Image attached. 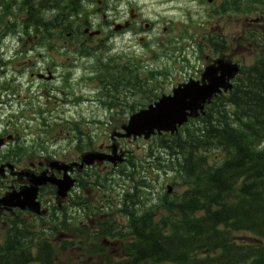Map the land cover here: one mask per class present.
Returning <instances> with one entry per match:
<instances>
[{
	"label": "trees",
	"instance_id": "trees-1",
	"mask_svg": "<svg viewBox=\"0 0 264 264\" xmlns=\"http://www.w3.org/2000/svg\"><path fill=\"white\" fill-rule=\"evenodd\" d=\"M263 138L264 55L243 71L227 98L206 111L201 127L162 139L163 147L178 150L179 172L191 187L179 206L182 219L162 222L170 234L162 235L156 224L149 233L145 223L136 225L144 247L139 254L176 264H264L261 241L231 240L232 232L249 231L264 241V148H258ZM214 152L221 156L210 163ZM146 224L152 229L150 220ZM200 251L206 255L200 257ZM6 260L15 257L0 264Z\"/></svg>",
	"mask_w": 264,
	"mask_h": 264
},
{
	"label": "rangeland",
	"instance_id": "rangeland-1",
	"mask_svg": "<svg viewBox=\"0 0 264 264\" xmlns=\"http://www.w3.org/2000/svg\"><path fill=\"white\" fill-rule=\"evenodd\" d=\"M219 1L220 0H216L214 3L209 4L202 0H120L119 2H117V0H93L88 3L87 6L88 9L94 13L90 14V16L93 17L92 19L94 23L101 21V12L104 9L110 8L111 5H117L118 8L120 7V11L122 12L126 11V9L129 8V5H138V7L143 11V14H146L150 19H152L155 24V28L146 32L145 36L148 37L146 41L141 42L139 40V35H131L130 38L118 39L115 42V47L113 43L111 44L108 41L105 42L109 43V49L107 50L109 55L111 54L112 47H114L112 53H120L119 55H123V57L126 56L136 60L142 59L143 64L157 65L158 67L163 66L164 68L167 65L169 67H173L170 68L171 72L169 76L167 78H163L162 88L160 89V91L162 90L168 92L172 84L186 80L190 75H193L194 69L183 68L182 66L184 65L181 63L180 57L172 61L167 60L162 57V55H160V57H155L154 50L158 47L157 42H162L169 39L172 35H178V33H186L185 42L188 43L189 39L193 36V34L195 35L196 31L200 35H204L208 31H216L220 34H224L226 37L231 33H238L241 25L247 23V21L242 23L243 21L241 18L252 17L249 16V14H234V12L233 14L231 13L226 15L223 18L219 15L213 16L212 11L216 9ZM6 3L9 4L8 12L18 11L15 4H13V0H7ZM0 10L1 13L5 11L4 6ZM24 14L25 12H23L21 16L23 17ZM85 18L86 17H82L81 20ZM237 19H240V21H237ZM3 25L5 24L2 23L1 26ZM164 27H167V29L165 30ZM262 27L263 29H261V31L264 33V25ZM21 37V35L14 33L12 30L6 31L0 27L1 56L13 59V62L8 67L0 69V87H8L6 85V80H8L13 88V90H8L9 94L11 91H15L14 96L10 94L8 97V99L14 98V100H10L6 104L0 103V121H2L4 125L6 121H9V124L11 123L9 127L11 128L13 127V122L16 121L17 129L26 128V121L24 118L20 117L17 120V116L10 115H18L22 104L25 101H29V99H31L35 104H42L43 107H46V104L50 105L52 102V106L57 107L55 112L59 113V110L63 108L65 111L62 112L61 115H66L68 117L72 114L76 115L79 108L84 109L83 115L85 117L91 116V111L94 109H100L101 106L99 101L96 100V96L107 90L103 87L101 79L97 78L100 63L96 62L95 57L93 56L78 58L79 67L74 70L73 84L69 85L70 89L81 95L79 98L82 99V101L78 104L62 101L55 103L54 99H48L50 87L59 86L61 84L62 79L60 77L54 84L50 83L47 86L38 81L29 85L27 83V78L21 76V73L20 76L17 73L18 65H21V62L24 59L31 58L34 59V61H36V63L40 66L48 62L58 63L57 73L59 74L66 69L61 67V63L59 62L60 59L67 61L69 58L77 55L72 44H74L78 38L71 37L66 39L55 37L53 39H37L33 36L28 37L26 35H24L22 39ZM186 49V57L191 59V63L193 65H196L199 60L198 57H200L198 50H196V47L192 45H188ZM209 52L210 48H206L202 53ZM231 53H235V55L238 54V57H240L246 65L253 63L257 57L256 53L251 51V47L248 45H245L239 52L234 49ZM25 64L29 63L25 62ZM199 64L200 63H198V65ZM17 76H19V79ZM51 95L59 98L60 100L63 97V94L60 91H54ZM110 96L111 94H109V96L107 95L106 100H110ZM140 98L141 97L138 95L134 97V100L137 101ZM114 110L118 111V107L114 106ZM93 115L97 118L98 116L103 117L102 115L107 116L108 113L100 110ZM116 116L122 118L123 114L119 113V115ZM54 117H57L55 113ZM89 119L91 118L89 117ZM33 126L34 123L31 124V127ZM191 127H193V123L191 124ZM104 128H106L105 131ZM115 128L117 127L114 123L105 126L104 124L91 122V124L84 126L85 131L92 129L95 134L99 135L100 139H103L104 134L109 136V133ZM135 141L136 142L130 146L132 151H134L140 159L142 158V155H147L146 158H143L145 160L143 161V168L141 169L140 175L147 178L151 184V186H148L147 189H143L142 193L146 194V192L149 191L154 193L150 202L157 203L160 200L159 196L164 195L168 190V187H170V195L177 198L180 193L185 191L187 185V182L185 181L186 179L179 176L178 168L174 169V163H172L169 159L164 160V167H159L160 169L156 168V155H159L164 159L166 157L165 152L157 151V154H154L155 157H149V153L146 152V150L149 148L148 145L150 143H155V140L148 142L144 140ZM176 176H178V178ZM145 194L143 196L144 198ZM138 197L142 198L141 194H138ZM234 237L235 240L240 243L251 242L250 234L244 231L236 232ZM75 256V253H68L64 254L63 258L65 260L69 257L70 260ZM160 264L173 263L165 262Z\"/></svg>",
	"mask_w": 264,
	"mask_h": 264
},
{
	"label": "flooded vegetation",
	"instance_id": "flooded-vegetation-1",
	"mask_svg": "<svg viewBox=\"0 0 264 264\" xmlns=\"http://www.w3.org/2000/svg\"><path fill=\"white\" fill-rule=\"evenodd\" d=\"M128 17L129 18L124 20V22H126L128 25V29L136 30L137 21L141 23L143 20L138 16L137 13L134 12L132 8H130L128 12ZM113 21H115V19H113L110 24H112ZM263 22L264 19L259 18V22L251 23V27L254 25H260ZM146 23V21H143L142 27L145 28ZM243 32L244 30L242 29L240 35L241 38L243 37ZM233 46L236 47L237 51L241 50L243 47L242 45H234V43H231L228 46L227 43L225 44L221 42V52H219V55L205 54L200 68L194 74L196 79H198L201 75V68H204L210 64H214L218 56L226 57L232 61L239 62V60L232 54H228L227 52L222 53V51H225L226 48H230V50H232ZM95 140L96 138L91 135L78 134L75 140L68 139L55 151H51L47 145L40 143L34 150L31 148L22 150L21 153L17 154L11 161H2L0 164L4 165L5 167L3 168V173L0 177V198H2L11 190L20 191L25 186L32 185L36 179V175H39L42 172H46L45 174H54L57 177H61L63 175V171L57 169L56 165L58 164L55 163V160L70 163L73 165L70 171L71 176L75 179V184L68 192L65 199H59L56 194V188L49 183H44L37 186L36 199L41 203V207L46 211L43 217L53 219V217L58 216L57 213L52 212L53 208L57 207L67 210V213L64 216H67L70 218V220L74 221L76 218V221L78 222L77 228L84 225V222H89L90 224H87L92 228L98 227L100 220L112 215L107 213V211L110 210V199L107 197V194L104 190L105 184H98L99 180L104 182L105 178L102 176V174H109L115 171V169L118 170L119 168H130L131 158L130 149H126L125 146L117 143L119 151L123 152V155H126V157H124L121 162L116 163L105 158H96L91 164L81 165V160L85 152H109L111 151L113 145L116 144L115 140L111 137H109L110 142L102 140L97 144L94 142ZM127 141L128 143H131V140ZM9 163L13 164V168L9 167ZM93 174L94 176L92 178ZM96 175H99V178H97ZM88 196L90 198L89 201L99 206V209L97 210L98 212H92L87 208L85 209L84 200ZM73 198L76 199L78 206L69 211L71 208L67 209L66 205H68L73 200ZM112 200L114 203L117 202L116 199ZM125 205L127 206V209L125 208L123 210V215L117 217L118 220L142 218L140 214H132V209L134 211L138 209L141 210L148 205L153 206L154 204L146 203L141 199L140 201L128 200L126 201ZM20 212H23L22 216L20 215ZM39 216L40 215L36 214L28 207L25 209H21L19 207L11 208L0 202V222L2 224H6L3 218L9 220L14 218L16 222H19L21 218H27L31 222V226L34 227L35 220L40 218ZM31 232L33 231H30V236L32 235ZM44 232L48 234L50 238L51 228L46 223L44 224ZM77 232L79 233V230ZM64 234L58 232L55 236V239H63L61 237H64ZM23 235L24 232L22 230H17L15 236L20 238L23 237ZM30 242L33 243L32 247H35L34 237L31 238ZM104 243H109V240L105 239ZM61 248L65 249L66 252L72 251L74 249L73 247L68 248L66 245H61ZM106 251L110 252L108 249H106Z\"/></svg>",
	"mask_w": 264,
	"mask_h": 264
},
{
	"label": "water",
	"instance_id": "water-1",
	"mask_svg": "<svg viewBox=\"0 0 264 264\" xmlns=\"http://www.w3.org/2000/svg\"><path fill=\"white\" fill-rule=\"evenodd\" d=\"M220 76L217 75L216 68L208 67L203 74V78L209 80L208 83L198 84L192 82L186 84L183 88L174 90L173 96H163L155 105H150L147 109H143L134 114L128 125L124 126L127 136L141 135L146 137L158 131H175L177 125H181L187 120L188 115L197 114V110L202 109V103L211 97V95L219 90V87L230 86L225 80V76H233L236 72V67H227L220 65ZM203 79V80H204ZM68 187L65 186L62 190Z\"/></svg>",
	"mask_w": 264,
	"mask_h": 264
}]
</instances>
